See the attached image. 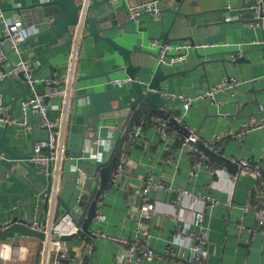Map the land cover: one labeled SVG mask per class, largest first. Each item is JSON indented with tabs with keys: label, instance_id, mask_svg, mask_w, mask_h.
<instances>
[{
	"label": "crops",
	"instance_id": "0c3cea01",
	"mask_svg": "<svg viewBox=\"0 0 264 264\" xmlns=\"http://www.w3.org/2000/svg\"><path fill=\"white\" fill-rule=\"evenodd\" d=\"M139 1L130 0V3L137 5ZM157 1L162 10L161 17L156 18L151 15L140 17L127 27L134 31L133 33L124 32L120 36L121 31L112 32L113 37L120 44L132 50L142 49L149 52L133 56L135 66H140L144 61L148 64V67L142 65L143 68L137 74V80L143 83L151 79L159 65L157 57L153 55L157 50L151 42L155 39L161 40L159 38L162 31L169 32L173 43L190 42V38L196 43H205L208 35L226 33V40L220 41V45L200 50L202 54H216L210 59L232 60L233 56L222 53L232 50L241 52L262 45L250 44L253 40L264 38V22L261 27L252 25L256 16L255 0H197V3L192 5L185 4L184 15L178 16L165 11L168 5L164 0ZM31 2L33 0H0V14L5 18H14L16 11L13 8L16 5H27ZM102 9V6L92 8L90 14L96 15ZM29 25H34L38 32L45 31L49 27L48 23ZM2 28L3 23L0 18V31ZM62 42L52 31L28 37L23 43L22 54L16 55L11 52L10 60L12 63H17L22 58L29 59L34 74L38 76L52 74L64 76L69 51L65 46L60 45ZM225 43H229L230 46L224 45ZM4 45L7 51H11L8 41ZM80 55L77 67V79L83 78L79 82L80 94H84L89 88L97 91L109 89L111 82H108L105 76L95 79L84 78L101 73L94 61L96 55L105 70L109 72L111 80L131 78L125 70L115 71L127 65L119 53L102 42L98 44V53H96L93 38L88 33L83 39ZM240 55L242 53L238 54ZM261 56V52L250 53L246 58H250L251 62L236 65L226 63V67L221 63L208 65V78H203L202 81L199 80L204 73L201 67L191 71L201 62L194 50H190L180 63L163 65L169 78L163 83L162 92L175 94L186 92L194 96L203 93L209 86L222 83L226 75L235 78L238 82L227 88L224 94L218 95V103L202 99L192 108L185 110L179 101L166 99L168 108L177 110L178 115L174 125L161 129L158 123L151 120H146L145 123L139 122L135 129L137 138L131 147L122 152L123 177L108 189L106 187L108 190L106 193L103 195L98 193L93 199L94 204H99L95 212L96 217L97 214H101L105 218L98 220L95 217L91 226L92 233L89 234L93 237L92 243L87 242L86 239H91L89 237L76 236L65 243L68 249L66 256L62 257L59 252H52L48 264H117V255L126 256L128 246L103 235H96L95 232L122 236L131 240L138 236L141 245L152 248L158 254L153 261L144 264H189L182 256L181 246L176 244L172 250L167 246L173 235L177 233V226L188 222L195 211H202L205 215L204 225L208 232L207 248L210 264H264V223L260 222L254 210L259 205L260 190H264V178L262 176L258 178L254 173L255 168L261 171L264 168V127L247 132L241 140L231 136L232 132L241 130L246 125L264 122V60ZM11 67L10 62L5 64L6 71ZM115 85L120 94L130 92V96L127 95L123 99L124 103L129 102L133 97L130 82ZM38 88L45 89L42 84H39ZM0 93L5 103L17 98L16 103L9 105L7 109L11 108L13 117L22 119L23 95L25 98L33 96V91L26 86L25 81L20 77L8 75L0 81ZM85 102L88 103V100L73 99L66 138L67 158L63 172L68 171L73 163L69 149H78L81 143L79 134L83 132V117L77 113L84 111ZM28 112L30 125L34 124L39 128L35 134L36 138L46 137L48 131L39 127L37 114L32 110ZM56 115L52 112V116ZM171 116H174V113H171ZM179 118L183 123L177 120ZM7 125L5 129V124H0V136L4 137L6 144L19 154L31 153L33 131L15 124ZM184 125L195 129L203 140L211 141L217 138L220 157L205 155L204 165L198 168L195 165V157L187 150L181 139L186 133ZM171 137L174 139L172 140ZM92 143L100 149L104 148L99 146L97 141ZM167 144H171L170 150L166 148ZM225 156L248 158L252 168L242 169L225 161ZM0 163L3 165L0 167V219L3 223L9 224L14 218H19L29 224L38 223L48 228L51 221H57L65 212L58 200L52 219L46 186L30 175L27 181L34 186L35 191L26 188L11 176L7 171L14 168L16 161L9 154L7 159L1 160ZM30 165L38 169L36 165ZM148 169L153 172L156 180L164 185L185 188L188 193L180 195L166 190H151L149 198L146 199L139 192V188ZM87 184L89 185V182ZM81 186L83 185L80 184ZM80 187L75 190L70 175L63 174L59 196L69 202L79 214L84 211V207H80L77 201V197L81 194ZM85 188L83 192L90 191ZM206 196L213 197L216 203L212 205L211 199ZM147 201L152 206L151 217L142 220L145 226L139 232L134 218L138 213L136 208ZM247 203H251L252 207L245 210ZM21 238L25 243H19V240L13 242L23 244L29 249L28 258L21 262L35 261L36 264H42L43 240L34 237ZM89 246L93 247L92 252H89ZM86 254L89 255L88 260L84 259ZM63 259L65 262H62ZM0 264H4L1 259Z\"/></svg>",
	"mask_w": 264,
	"mask_h": 264
},
{
	"label": "water",
	"instance_id": "95a60500",
	"mask_svg": "<svg viewBox=\"0 0 264 264\" xmlns=\"http://www.w3.org/2000/svg\"><path fill=\"white\" fill-rule=\"evenodd\" d=\"M151 1L155 0H140L137 4L148 3ZM164 1L168 5V8L165 11L171 12L175 16L184 15L183 8L185 4L192 5L197 3V0ZM131 5L130 2L124 0H120L119 2H113V0H91L88 9L85 29L86 33L93 38L96 53H98V44L100 42L107 44L114 51L119 53L127 65L124 68H118L115 71L120 69L125 70L126 74L131 77L130 90L133 92V97L129 102L124 103L123 99L127 95L130 96V92L128 91L125 94H120L116 85H113L112 83H109V89L97 91L93 89L90 90L89 88L84 94H80L79 82L83 80V78H78L76 81L74 99H86L88 100V103H86L87 101L84 103L86 104V107L83 112L77 113L83 117V132L79 134L81 143L78 149H69L73 163L70 165L68 171H64L63 174L70 175L75 190L78 188L77 182L80 181L90 191L79 194L77 197L79 206L82 208L84 207V211L81 214H79L76 209L72 208L69 202L64 201L61 196L58 198L65 211L73 216L79 227L77 234L60 237V239L65 242L73 240L76 236H81L84 238H91L90 240H86L88 243H92L93 237L89 236V234L92 233L91 226L95 221V212L99 206V204H94L93 199L98 193L101 195L106 193L109 187L123 177L124 172L120 171L119 168V166L122 165L124 157L122 152L128 147H131V144L137 138L135 129L138 126V123H145L146 120H151V122L158 123V126L161 129L176 123L175 118L176 115H178L177 110L169 109L167 106V100L163 98L161 94L163 83L169 78V74H166L163 69V64L159 63L151 79L147 83L137 80V74L140 72L141 68H143L142 65L148 67V64L144 61L140 66H135L133 63V56L149 52L142 49L132 50L120 44L112 35V32L116 30L121 31L119 34L120 36H122V33L124 32L133 33L134 31L127 29V27L140 17L150 15L149 13H143L137 18H129V7ZM175 5L176 8H174ZM101 6L103 7L101 12L96 15L90 14L92 8ZM81 7L82 0H33V2L27 5L18 4L13 9L16 11L14 18L23 24H49V27L45 31L37 32L30 37H35L45 32L52 31L58 40L63 41L60 45L65 46L69 51L72 43V30L74 25L78 22ZM159 39L165 43L173 41V39L170 38L168 31H162ZM206 39L207 43H219L220 41L226 40V33L208 35ZM0 41H4V44L7 41V37L3 35L2 30L0 31ZM190 42L192 44L196 43L193 38H190ZM1 49L10 59V53L12 51H7L5 45H3ZM194 51L198 58L201 59V62L192 68L191 71L200 67L203 69L204 73L199 78L200 81H202L203 78H208V65L221 63L226 67V63H232L235 65L244 62L249 63L251 62V59L246 58V56L255 52H261V57L264 60V43L258 48L242 50L241 52L239 50H232L222 53L233 56L232 60L225 58L210 59L216 54H202L198 49H195ZM239 53H242V55L238 56ZM153 55L157 57V54ZM94 61L101 70V73L84 78L95 79L105 76L109 82L111 80L109 72L105 70L98 55L94 57ZM9 62L13 65L10 60ZM0 70L2 72L6 71L5 63L0 64ZM20 78L23 79L22 76H20ZM26 86L28 87V85ZM23 99L25 100L27 98L23 95ZM3 100L2 97V105L7 108L9 105L12 106L16 103L17 98L14 100L12 99V102L9 103H5ZM45 102L47 103L48 99H45ZM9 111L12 113L11 108ZM171 113H174V116H171ZM48 116H51V111L48 112ZM39 121L40 118L38 117V122ZM4 127L6 129L8 125H5ZM38 129L39 128H36L34 124L32 125V131L34 133L33 144L38 140L35 136ZM41 129L48 131V128ZM97 140L99 141V146L107 144L109 148L102 147L100 149L95 144H91V142H96ZM199 147L204 150L201 144H199ZM0 148L6 151L10 157L16 161L14 168L7 171L11 176L24 184L26 188L36 191L34 186L27 181V178L32 175L36 180L46 186L47 193L50 192L52 186V164L49 165L48 174L39 172L36 167L30 165L25 160V158L32 152L26 154L17 153L6 144L3 136H0ZM96 151H98L97 155L99 158L93 159L92 155L96 154ZM220 151L223 150L220 149ZM0 167H3L1 163ZM262 177L264 178V168L262 169ZM88 182L89 185L87 184ZM30 225L31 224L25 220L14 218L6 228L2 229L0 227V241L14 239L16 236L34 237L44 240L45 233L31 228ZM84 250L85 248L83 249V252ZM88 258L89 255L86 254L84 259L88 260ZM61 259L62 258H60V260ZM62 262H65V260L63 259Z\"/></svg>",
	"mask_w": 264,
	"mask_h": 264
},
{
	"label": "built area",
	"instance_id": "2783aa9c",
	"mask_svg": "<svg viewBox=\"0 0 264 264\" xmlns=\"http://www.w3.org/2000/svg\"><path fill=\"white\" fill-rule=\"evenodd\" d=\"M119 1L120 0H113V2ZM124 1L130 2V0ZM90 4L91 0H82L79 19L72 30V43L69 50L66 74L64 76H57L54 74L51 76H38L34 74L32 62H30L27 58H22L17 63H13L9 71L2 72L0 70V81L4 80L8 75L17 77L22 76L26 85H28V88L33 91L32 98H27L21 103L22 119L13 117L12 113H10V111L2 105V94L0 93V124H15L27 130H32L28 114V111L32 110L40 118L39 127L48 128L49 133L47 136L38 139L33 144L32 153L27 156L25 160L29 164L36 165L39 172L46 174H48L49 165L52 164V186L50 192L46 195L52 219L54 218L56 205L58 203L59 186L63 176V165L67 158L66 138L68 134L70 115L73 108V99L76 91L75 85L77 81V67L81 57L80 52L82 42L86 34L85 21ZM254 8L256 16L252 25L261 27L264 22L263 0H255ZM143 13H149L151 16L159 18L161 16V8L158 1L155 0L148 3L131 5L129 7V17L132 19L139 17ZM0 18L3 23L2 32L3 35L7 37V41L10 43L11 51L16 55L22 54L23 42L31 35L37 33L38 29L34 25L23 24L15 18H5L2 17L1 14ZM263 43L264 40H253L250 42L252 45H261ZM3 45L4 41H0V64H6L10 60L1 49ZM151 45L157 50L156 54L159 63L170 66L182 62L187 57L190 50H206L208 48L218 46L220 43L205 42L192 44L189 41L165 43L161 40L155 39L151 42ZM224 45L230 46L229 43H225ZM130 81L131 78H116L110 80L113 85ZM237 82L238 81L235 78L226 75L223 77L222 83L209 86L203 93H199L194 96L188 95L186 92L175 94L163 91L161 94L167 100L179 101L183 108L188 110L202 99H209L212 103H218V95L224 94L227 88L236 85ZM39 84H42L45 89L40 90L38 88ZM45 99H48L47 103L45 102ZM51 101H55V103H51ZM49 111H51V116H48ZM52 112H55L57 115L52 116ZM177 120L183 123L181 118ZM184 127L186 129V133L181 138L182 142L188 151H190L193 155H196L195 165L198 168L204 165L203 159L205 155L216 157L220 156L221 153H219L217 138H213L211 141L203 140L195 129L190 128L187 125H184ZM259 127H264V122L256 125H246L245 128L232 132L231 136L241 140L247 132ZM171 139L173 140L174 138L171 137ZM97 143H99L98 140ZM199 144L203 146L204 150L199 147ZM104 147L109 148L107 144H104ZM166 148L170 150L171 144H167ZM7 156V152L0 149V161L7 159ZM92 157L99 158L97 154L92 155ZM224 159L242 169L249 170L252 168V163L248 158L225 156ZM119 168L120 171H122L123 166L120 165ZM254 173L258 178L262 176V171L259 168H255ZM77 184L78 187H80V184L83 185L80 181H78ZM80 188H82L81 194L84 193L82 190L86 189L85 186L83 185ZM151 190H166L169 193H179L180 195L188 193L185 188H175L170 185H164L160 181L156 180L153 172L148 169L144 179L142 180V186L139 188V192L146 199H148V195ZM206 198L211 199L212 205L216 203L213 197L206 196ZM258 203V207L254 209L255 214L260 222L264 223L263 189L260 190ZM251 207L252 204L247 203L244 209L248 210ZM151 209L152 206L148 201L141 207L136 208L138 213L134 216V218L138 224L139 232L142 231L145 226L142 220L151 217ZM96 218L98 220H102L105 216L97 214ZM204 221V213L202 211H195L188 222L177 226V233L173 235V239L168 243L167 248L172 250V247L176 244L181 246L182 256L189 264H210L208 261L209 250L207 248L208 232L206 226L204 225ZM7 226L8 224L3 223L0 219V227L4 229ZM30 227L45 233L42 248V264H48L52 252H59L60 256L65 257L68 253V249L66 248V242L62 241L60 237L71 236L77 234L79 231V227L77 226L73 216L66 211L60 215L57 221H51L48 228L42 227V225L38 223L31 224ZM187 230H189V232ZM95 234L103 235L129 247L126 256L121 254L117 255V264H144L145 262L153 261L158 256L157 252H155L152 248L141 245L138 236L131 240L126 237L111 236L105 233L95 232ZM92 250L93 247L89 246V252H92ZM28 255L29 249L23 244L12 243L9 241H5L0 244V259L4 264L13 260L19 262L25 261L28 258Z\"/></svg>",
	"mask_w": 264,
	"mask_h": 264
},
{
	"label": "rangeland",
	"instance_id": "374dc122",
	"mask_svg": "<svg viewBox=\"0 0 264 264\" xmlns=\"http://www.w3.org/2000/svg\"><path fill=\"white\" fill-rule=\"evenodd\" d=\"M16 237H18V238H16ZM16 237L14 239L6 240V241H9V242H12L13 243L15 240H17V241L19 240V243H25V241L21 238L22 236H16ZM2 242H5V240L4 241H0V244ZM23 263L22 262H19V261L13 260V261H8L6 264H23ZM24 264H36V262L35 261H28V262H26Z\"/></svg>",
	"mask_w": 264,
	"mask_h": 264
},
{
	"label": "trees",
	"instance_id": "16d2710c",
	"mask_svg": "<svg viewBox=\"0 0 264 264\" xmlns=\"http://www.w3.org/2000/svg\"><path fill=\"white\" fill-rule=\"evenodd\" d=\"M196 158V155H193Z\"/></svg>",
	"mask_w": 264,
	"mask_h": 264
}]
</instances>
